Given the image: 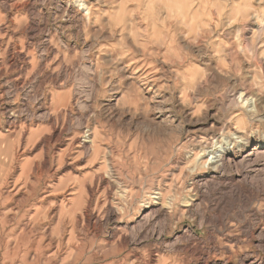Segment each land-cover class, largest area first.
Returning <instances> with one entry per match:
<instances>
[{"label":"rangeland","instance_id":"rangeland-1","mask_svg":"<svg viewBox=\"0 0 264 264\" xmlns=\"http://www.w3.org/2000/svg\"><path fill=\"white\" fill-rule=\"evenodd\" d=\"M0 3V264L264 258V0ZM215 147L243 194L207 191L204 223Z\"/></svg>","mask_w":264,"mask_h":264},{"label":"bare ground","instance_id":"bare-ground-1","mask_svg":"<svg viewBox=\"0 0 264 264\" xmlns=\"http://www.w3.org/2000/svg\"><path fill=\"white\" fill-rule=\"evenodd\" d=\"M1 1H3V0H1ZM10 1V0H9ZM6 2V1H5ZM1 4V3H0ZM76 4V3H75ZM79 6H80V8H81V10H83L84 12H86L87 14H89V7H88V5L85 3V2H83V1H80L79 3ZM3 5H4V3H3ZM2 5V6H3ZM4 7V6H3ZM9 8V7H8ZM32 8V7H31ZM35 10V9H34ZM31 14V13H30ZM86 14V15H87ZM35 15V14H34ZM263 20V19H262ZM261 20V21H262ZM262 25H263V22H262ZM258 27V26H257ZM1 29V28H0ZM2 30V29H1ZM262 65V64H261ZM254 67V66H253ZM259 67V66H258ZM238 78V77H237ZM241 93V92H240ZM248 96V95H247ZM240 99H241V97H240ZM239 99V100H240ZM246 99V98H245ZM261 100V99H260ZM241 101V100H240ZM245 101H247V102H250V99H246ZM244 101V102H245ZM243 102V101H242ZM246 103V102H245ZM252 103V102H251ZM253 103H254V101H253ZM262 103V102H261ZM243 104V103H242ZM249 106H251V104L249 105ZM254 106V105H253ZM263 106V105H262ZM183 108V107H182ZM251 108V107H250ZM249 108V109H250ZM255 108V107H254ZM193 111V110H192ZM188 113V112H187ZM11 115H13V114H11ZM241 115V114H240ZM257 118V117H256ZM262 119V118H261ZM216 124V123H215ZM217 125V124H216ZM8 127V126H7ZM195 127V126H194ZM221 127H223V126H221ZM226 127V126H225ZM53 128V127H52ZM14 129V128H13ZM217 129V128H216ZM212 130V129H211ZM225 130V129H224ZM223 130V131H224ZM227 130V129H226ZM218 131V130H217ZM222 131V132H223ZM233 131V130H232ZM7 132H10V129L9 130H7ZM89 132V131H88ZM209 133H212V132H209ZM210 135V134H209ZM208 135V136H209ZM253 135V134H252ZM200 136V135H199ZM216 136H217V134H216ZM220 137V136H219ZM250 137V136H249ZM199 138V137H198ZM211 138V137H210ZM218 138V137H217ZM216 138V139H217ZM83 139V138H82ZM200 139V138H199ZM237 139V138H236ZM197 140V139H196ZM238 140H240L239 141V144L240 145H237V146H239V148H242V147H244V148H246V147H248V146H250V142L248 141V140H245L242 136H240L239 138H238ZM199 141V140H198ZM217 141V140H216ZM225 141V140H224ZM210 142V141H209ZM232 142V141H231ZM201 143H205V145L207 144V137H203L202 138V140H201ZM263 143V142H262ZM94 144V140L90 137V134H86L85 136H84V139H83V141H82V144H81V148H85L86 147V145H88V146H92ZM214 144V143H213ZM224 144H225V142H224ZM255 144V143H254ZM215 145H216V142H215ZM214 146V145H213ZM255 146V145H254ZM260 146V145H259ZM195 147V146H194ZM231 148H232V146H231ZM237 148V147H236ZM254 148V147H253ZM87 149V148H86ZM85 149V150H86ZM199 149V148H198ZM204 150V149H203ZM208 150V149H207ZM255 150H257V149H253V151H255ZM243 151V150H242ZM187 152V151H186ZM190 152V151H189ZM194 152V151H193ZM257 152V151H256ZM203 153V152H202ZM242 153V152H241ZM251 153V152H250ZM259 153V152H258ZM261 153V152H260ZM263 153V152H262ZM211 155H210V159H208V161L206 160V161H202V162H199V164H200V166H202L201 167V169H207V166H208V168H209V173L207 174V172H206V174L204 175V176H202L201 177V179L200 180H198V181H195L194 183H193V186L194 187H197V186H199V187H201V188H203L204 190H203V192H200L201 194H200V198L202 199V203L205 205V210H204V212H203V214H202V216H201V219H202V221L204 222V223H207V191H211V192H217V191H219V190H221V191H224V192H228V193H226V194H224V196H223V198H221V201H223V202H226L227 200H229L228 199V197H229V194L231 195V196H237V198H240L241 196H242V192H243V190L241 189H238L237 187H234L235 185H234V182H235V179H234V177H232V176H225L226 175V172H225V165H226V163H227V161H229L230 160V151L228 150V149H222V148H220V147H218V148H216L215 147V150L214 151H212L211 153H210ZM248 154V153H247ZM181 155V154H180ZM183 156V155H182ZM186 156H187V154H186ZM201 156V155H200ZM241 156V155H240ZM204 157H207V155L206 156H204ZM262 157V156H261ZM189 158V157H188ZM243 158V157H242ZM183 159V158H182ZM204 159V158H203ZM202 159V160H203ZM233 159V158H232ZM235 159H236V157H235ZM249 159V158H248ZM187 161V160H186ZM242 161V160H241ZM180 162V161H179ZM184 163V162H183ZM181 164V163H180ZM241 164V163H240ZM182 165V164H181ZM233 165H235V164H233ZM178 170V169H177ZM245 169H243V171H244ZM235 172V171H234ZM238 173V172H237ZM245 173V172H244ZM238 175V174H237ZM240 175V174H239ZM96 176V175H95ZM235 176V175H234ZM247 176V175H246ZM242 178V177H241ZM251 178V177H250ZM102 179V178H101ZM112 179V178H111ZM243 179V178H242ZM254 179V178H253ZM95 180H96V178H95ZM241 180V179H240ZM247 180V179H246ZM256 180V179H255ZM200 181V182H199ZM243 181V180H242ZM241 181V182H242ZM261 181V180H260ZM103 182V180H99V181H97V183L96 184H98L99 185V187H100V185H101V183ZM191 182V181H190ZM244 182H246V181H244ZM255 182V181H254ZM248 183V182H247ZM257 183V182H256ZM260 183V182H259ZM114 184V183H113ZM104 186H106V185H104ZM254 186V185H253ZM264 186V185H263ZM95 187V186H94ZM99 187L97 188V189H99ZM257 187V186H256ZM116 188V187H115ZM194 189V188H193ZM261 189V188H260ZM85 187H83V189L82 188H80V191H83L84 193H85ZM102 190H103V188H102ZM109 189H108V187L107 188H105L104 190H103V192L105 191V192H109L108 191ZM165 191V190H164ZM83 192H81L79 195H75V196H77L76 197V199L74 200V202L77 204L79 201H80V198H82L83 197ZM250 192V191H249ZM89 193H90V196L91 197H94L95 196V188H93V187H91L90 189H89ZM217 193H219V192H217ZM261 193L264 195V189L261 191ZM111 193H109V195H110ZM114 195V194H113ZM210 195V194H209ZM257 195V194H256ZM79 196V197H78ZM112 196V195H111ZM217 196V195H216ZM219 196V195H218ZM249 196H251V195H249ZM69 197V196H68ZM159 198V197H158ZM236 198V199H237ZM242 198V197H241ZM160 199V198H159ZM190 199V198H189ZM233 199V198H232ZM161 200V199H160ZM170 200V199H169ZM185 200V199H184ZM212 200V199H211ZM215 200V199H214ZM248 200V199H247ZM247 200L245 201L246 203H247ZM252 200V199H251ZM59 201V200H58ZM110 201V200H109ZM209 201V200H208ZM234 201V200H233ZM167 202V201H166ZM170 202V201H169ZM168 202V203H169ZM214 202H216V201H214ZM230 202V201H229ZM238 202V201H237ZM242 202V201H241ZM245 202H243V203H245ZM252 202V201H251ZM199 203V202H198ZM213 203V202H212ZM230 203H232V202H230ZM242 203V204H243ZM101 204H102V202H101ZM220 204V203H219ZM222 204V203H221ZM227 204V203H226ZM235 204H236V202H235ZM250 204H252V203H250ZM169 205H172L173 206V204L172 203H169ZM223 205V204H222ZM225 205V204H224ZM223 205V206H224ZM253 205V204H252ZM156 206V205H155ZM184 206V205H183ZM215 206H217V205H215ZM226 206V205H225ZM232 206V205H231ZM230 206V207H231ZM245 206V205H244ZM246 206H249V205H246ZM245 206V207H246ZM251 206V205H250ZM108 207V206H107ZM190 207V206H189ZM220 207V206H219ZM237 207V206H236ZM58 208V207H57ZM56 208V209H57ZM186 208V207H185ZM195 208V207H194ZM226 208V207H225ZM228 208H229V206H228ZM240 209H242V208H240ZM150 210V209H149ZM155 210H157V209H155ZM213 209H210V211H212ZM216 210V209H215ZM221 210V209H220ZM245 210H246V208H245ZM248 210V209H247ZM249 211V210H248ZM196 212V211H195ZM237 212V211H236ZM246 212V211H245ZM250 212V211H249ZM113 212H110L109 214H112ZM150 213V212H149ZM155 213H157V212H155ZM154 213V214H155ZM96 214H97V212H96ZM103 214V213H102ZM211 214H214V213H211ZM210 214V215H211ZM220 214V213H219ZM255 214V213H254ZM86 215V214H85ZM152 215V214H151ZM159 215V214H158ZM163 215H165V213L163 214ZM230 215H231V213H230ZM241 215V214H240ZM109 216V215H108ZM160 216V215H159ZM219 216V215H218ZM260 216V215H259ZM199 217V216H198ZM213 217V216H212ZM256 217V216H255ZM113 218V217H112ZM209 218V217H208ZM260 218V217H259ZM94 220L96 221L97 219L95 218V215H94V213L92 212V211H89L88 213H87V216H86V221H87V223L88 224H92V222H94ZM244 220V219H243ZM147 221H149V219L147 220ZM210 221V220H209ZM86 223V222H85ZM146 223V222H145ZM145 223H144V225H145ZM200 223H201V221H200ZM97 224V223H96ZM99 224V223H98ZM203 224V223H202ZM87 225V224H86ZM148 225V224H147ZM250 225V224H249ZM248 225V226H249ZM92 226V225H91ZM200 226V225H199ZM213 226V225H212ZM79 227V226H78ZM145 227V226H144ZM253 227H255V226H253ZM142 228V227H141ZM246 228V227H245ZM251 228V227H250ZM260 228H261V226H260ZM94 229V228H93ZM231 229V228H230ZM242 229V228H241ZM256 229V228H255ZM259 229V228H258ZM251 230V229H250ZM188 231V230H187ZM247 231H248V229H247ZM252 231V230H251ZM261 231V234H259L260 235V237L259 238H257L258 240V246H259V248L261 249V250H264V230H260ZM252 232H250L249 234H251ZM253 235V234H252ZM126 236V235H125ZM118 237V236H117ZM236 237V236H235ZM258 237V236H257ZM229 238V237H228ZM238 238V237H237ZM237 238H234L233 240H232V242H234L235 244H237L238 242H239V240L237 239ZM249 238V237H248ZM251 238H253V237H251ZM180 239V238H179ZM232 239V238H231ZM241 239V238H240ZM181 240H183V241H185L186 242V244L184 245V247L181 249V251H183V252H186V253H188V252H192V253H194V251H193V249H192V244H193V241H195V235H194V233H190V234H187V232H186V234L184 235V236H182V238L180 239V241ZM126 241V240H125ZM177 241H179V240H177ZM179 241V242H180ZM200 241V240H199ZM48 242V241H47ZM247 242V241H246ZM253 242V241H252ZM124 243V242H123ZM177 243V242H176ZM181 243V242H180ZM245 243V242H244ZM204 245V244H203ZM241 245V244H240ZM194 246H196L195 244H194ZM217 246V245H216ZM211 247V246H210ZM228 247V246H227ZM212 248V247H211ZM225 248V247H224ZM229 249H230V252H231V254L232 253H235V252H233L232 251V248H234V247H232V246H229L228 247ZM237 248V247H236ZM178 250V249H177ZM211 250V249H210ZM216 250H218V249H216ZM222 250V249H221ZM224 250V249H223ZM225 250H227V249H225ZM160 252V251H159ZM237 252V251H236ZM209 253V252H208ZM217 253V252H216ZM196 254V253H195ZM222 254L224 255V253L222 252ZM156 255V254H155ZM158 255V254H157ZM197 255V261H196V264H209V260H210V257L207 255V252H199L198 254H196ZM213 255V254H212ZM227 255H229V254H227ZM244 255H245V253H244ZM160 256V255H159ZM193 256V255H192ZM152 257V256H151ZM184 257H186V256H184ZM151 259V258H150ZM189 259V258H188ZM264 259V258H263ZM263 259H256L255 257L254 258H252L249 254H247L246 253V255L241 259V264H264V260ZM141 260V259H140ZM227 260V259H226ZM157 261V260H156ZM187 261V260H186ZM216 261V260H215ZM185 262V261H184ZM194 262V261H193ZM227 262V261H226ZM154 263V262H153ZM190 263V262H189ZM155 264V263H154ZM188 264V263H187ZM214 264H225V263H214ZM228 264V263H227Z\"/></svg>","mask_w":264,"mask_h":264}]
</instances>
